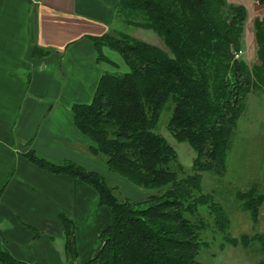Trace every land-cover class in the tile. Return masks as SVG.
<instances>
[{"label": "trees", "instance_id": "obj_1", "mask_svg": "<svg viewBox=\"0 0 264 264\" xmlns=\"http://www.w3.org/2000/svg\"><path fill=\"white\" fill-rule=\"evenodd\" d=\"M251 10L258 13L252 18L254 60L239 55L235 63V54L244 48L245 5L228 0H117L116 17L153 31L166 49L117 27L95 38L99 54L103 46L116 51L127 69L104 71L91 101L72 106L73 122L91 141L89 151L104 156L110 171L157 191L139 202L122 199L96 171L27 155L43 169L87 183L98 205L109 210V223L98 234L99 247L83 264H204L198 258L207 245L202 232L210 224L220 232L229 227L224 208L212 193L201 190V181L204 172L224 175L247 96L254 89L264 92V0H254ZM166 106L171 111L166 130L193 149L190 167L182 165L174 146L156 131ZM237 198L257 222L264 191L253 184ZM58 218L64 258L74 261L75 223L64 213ZM225 240L243 247L258 243L262 256L254 264H264V231ZM0 264L33 263L0 249Z\"/></svg>", "mask_w": 264, "mask_h": 264}, {"label": "crops", "instance_id": "obj_2", "mask_svg": "<svg viewBox=\"0 0 264 264\" xmlns=\"http://www.w3.org/2000/svg\"><path fill=\"white\" fill-rule=\"evenodd\" d=\"M228 1L245 5L248 15L254 4ZM116 3L0 0V249L26 262L64 264L60 213L76 227L78 256L69 264L95 254L94 240L109 223L110 212L91 186L43 169L27 155L110 172L89 151L91 141L71 109L91 101L104 71L126 70L116 51L103 46L99 54L94 43L117 27ZM133 35L147 39L144 31Z\"/></svg>", "mask_w": 264, "mask_h": 264}, {"label": "rangeland", "instance_id": "obj_3", "mask_svg": "<svg viewBox=\"0 0 264 264\" xmlns=\"http://www.w3.org/2000/svg\"><path fill=\"white\" fill-rule=\"evenodd\" d=\"M249 10L251 13H249L245 24L244 48L240 56L247 62H252L255 49L252 18L258 13L254 10L253 14L251 8ZM116 26L132 35L135 31H144L147 37L145 41L166 49L161 38L151 30L135 28L124 24L121 20L116 22ZM121 72L123 71L121 70ZM170 114V108L166 106L161 112L156 131L174 146L182 165L190 167L194 155L193 149L186 142L176 141L166 130ZM98 157L105 163L104 156ZM100 174L106 178L115 193L122 199L139 202L150 193L157 191V189L138 187L112 171L106 175ZM253 184H258L260 190L264 191V92L260 89H254L247 96L245 110L239 118L232 136L224 175L202 173L201 190L213 194L214 200L222 205L230 221L229 227L224 232L216 230L212 224L202 232V239L207 241V245L201 249L198 258L204 264H254L262 256L256 242L249 247H243L242 245L229 244L225 240V237H240L243 234L251 236L264 231V203L259 209L257 222H253L241 200L237 198V193L246 191ZM94 241L96 249L99 247L98 238ZM62 261L64 264L73 262H67L64 258Z\"/></svg>", "mask_w": 264, "mask_h": 264}, {"label": "built area", "instance_id": "obj_4", "mask_svg": "<svg viewBox=\"0 0 264 264\" xmlns=\"http://www.w3.org/2000/svg\"><path fill=\"white\" fill-rule=\"evenodd\" d=\"M241 53L242 51H239L238 53L235 54V57L237 58Z\"/></svg>", "mask_w": 264, "mask_h": 264}, {"label": "water", "instance_id": "obj_5", "mask_svg": "<svg viewBox=\"0 0 264 264\" xmlns=\"http://www.w3.org/2000/svg\"><path fill=\"white\" fill-rule=\"evenodd\" d=\"M234 62H235V63H238V59H237V58H235V59H234Z\"/></svg>", "mask_w": 264, "mask_h": 264}]
</instances>
